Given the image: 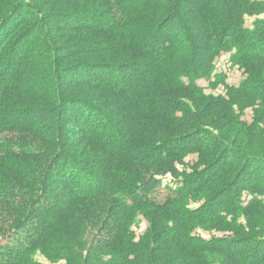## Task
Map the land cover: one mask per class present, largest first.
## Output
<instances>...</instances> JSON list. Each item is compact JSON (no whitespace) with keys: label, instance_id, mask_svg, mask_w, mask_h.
<instances>
[{"label":"trees","instance_id":"16d2710c","mask_svg":"<svg viewBox=\"0 0 264 264\" xmlns=\"http://www.w3.org/2000/svg\"><path fill=\"white\" fill-rule=\"evenodd\" d=\"M263 13L0 0V264H264ZM221 53L242 80L205 94Z\"/></svg>","mask_w":264,"mask_h":264},{"label":"rangeland","instance_id":"374dc122","mask_svg":"<svg viewBox=\"0 0 264 264\" xmlns=\"http://www.w3.org/2000/svg\"><path fill=\"white\" fill-rule=\"evenodd\" d=\"M35 0H32V2H34ZM255 1V3L257 4H261V2L264 4V0H253ZM261 20H264V13L263 14H260L258 16H251V17H245L244 19V26L245 27H252V25L255 23V21H261ZM89 21V19L87 20ZM176 24L177 22L173 23L174 27H172L174 30L177 28L176 27ZM51 27H54V26H51ZM229 60H230V56H229V53H221L217 58L216 60L214 61V65H215V69H214V72L213 74L211 75V77L209 78H201V79H198L195 81V83L197 85H199L202 89H204V93L205 94H208V95H222L223 94V90L222 88H217V89H210V83L217 78V76H224L225 79H226V83L228 85H237L241 80H242V71L241 70H238L236 67H230V63H229ZM146 66V65H145ZM4 72L8 71L9 68H7L6 66H2L0 67ZM144 67L141 66V68L139 69V73L140 74ZM216 76V78H214ZM115 79V80H113ZM105 80H108V81H116V76L115 77H112L111 79L107 78ZM146 81H149L150 82V79H147ZM252 114L253 112L247 110L244 112V115H243V118L244 120H246L248 123L251 121V118H252ZM93 116V114H92ZM95 116V117H94ZM93 118H94V121L96 123L99 124L98 127L100 128H103L102 126V119L101 118H98L96 114H94ZM66 122L67 123H70L72 125H74V120H73V117H72V114L71 113H68V115L66 116ZM179 170H180V167H177ZM73 178V176H71ZM87 179H76V181L73 180V182L75 183L76 186H79V185H83V184H88L87 181H85ZM68 181V180H67ZM87 182V183H86ZM162 182H163V185L161 187V191L160 193L156 194V198L155 200H162L163 198H165V196L168 194V190L166 189L165 186H168L172 183V180L170 177H164L162 179ZM165 185V186H164ZM61 187H59L58 183L52 185V188H50L49 192L50 193V198L51 200L53 199V196L57 195L58 192H59V189ZM145 227H146V224L145 222L142 220L140 222V224H138V226L135 228V234L136 235H141L143 233V231L145 230ZM199 234L201 236H204V237H209L211 235H207V234H204V233H200ZM213 236H221V234H215L213 233L212 234ZM41 253V254H40ZM40 253H37L36 256H35V259L40 262L41 264H49L48 261L44 258V256L42 255V252ZM210 264V263H209Z\"/></svg>","mask_w":264,"mask_h":264}]
</instances>
